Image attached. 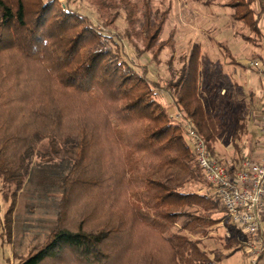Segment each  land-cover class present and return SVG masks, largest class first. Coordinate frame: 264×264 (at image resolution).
I'll return each mask as SVG.
<instances>
[{
  "label": "trees",
  "instance_id": "1",
  "mask_svg": "<svg viewBox=\"0 0 264 264\" xmlns=\"http://www.w3.org/2000/svg\"><path fill=\"white\" fill-rule=\"evenodd\" d=\"M69 1L0 0V180L13 188L4 225L11 236L17 197L28 183L54 199L56 215L47 242L17 264H212L202 239L225 220L238 230L220 200L185 190L193 183L211 188L187 125L211 154L226 128L199 91V44L180 69L168 64L162 85L150 80L148 66L127 61L122 41L161 65L163 52L175 46L174 33L162 40L171 8L153 11L142 0L137 12L131 2L94 0L102 12L125 10L127 28L113 35L105 30L114 28L119 10L98 26ZM223 6L264 38V0ZM135 37L147 46L140 50ZM163 92L180 118L169 113ZM243 126L233 135L237 148ZM230 242L229 254L213 261L244 253L243 236Z\"/></svg>",
  "mask_w": 264,
  "mask_h": 264
},
{
  "label": "rangeland",
  "instance_id": "2",
  "mask_svg": "<svg viewBox=\"0 0 264 264\" xmlns=\"http://www.w3.org/2000/svg\"><path fill=\"white\" fill-rule=\"evenodd\" d=\"M105 1L109 5L119 3L120 7L125 1L131 2L135 4L136 8H139L136 9L137 12L141 10L140 8L143 5V2H141L142 0ZM227 1L228 0H147V2L151 4L153 11L158 10L164 12L171 8L169 19L162 33V40H171V34L174 33V37L172 38L175 46L174 49L168 48L163 52L161 56L162 64L157 65L150 63L152 57L150 54L146 53V55L140 57L139 52L130 41L125 40L122 42L127 61L131 62L139 69H142L143 66H148L150 70V80L165 85L166 81L170 79L168 64L172 63L175 69H180L183 64V56H187L193 46L199 44L203 62L202 65H206L200 68V85L204 87L206 84L205 76L207 71L210 78L208 83L209 90L205 96V102L209 105L211 104L212 107H214L215 104L218 105L219 101L216 99V94L221 86L216 83V74L222 71V69L216 64L219 63V59L222 58L219 55L222 48L220 49V47L216 46V43L214 40H210V37L215 38L217 42H222L221 44L223 46H228L231 50L232 43L233 46L237 45L241 53L246 52L248 54L245 56L247 57L246 61L256 60L249 54L248 48L246 49L244 47L246 44L243 43L241 38L233 35L234 32H243L248 35L249 29L242 24L235 23L231 17V9L225 8L223 5L221 6L220 3ZM61 2L66 3L67 0H61ZM69 2L72 10L83 12L98 26L102 25V22H104L107 17V13L115 15L119 10V18L115 26H113L114 28H107V30H105L107 34L111 33L114 35L116 33H124L127 28L125 10L121 9L119 6H117V9L114 8L102 12L99 10L94 0H70ZM136 28L140 30L139 25L135 27V29ZM135 38L133 41L140 50L147 46V42L142 41L141 37ZM222 60L225 61V57ZM208 62H215L216 66L209 65ZM206 68H208V70ZM163 97L166 100L169 113L177 117L170 97L165 92H163ZM238 129L241 130L242 128ZM242 131L244 130L242 129L239 133ZM226 134L229 135L228 131ZM257 134L258 132L252 129L248 132V136L253 138ZM233 135H235V132L230 134V136ZM188 143L194 148L191 140L188 139ZM232 144L236 158L237 156L240 157L241 153H244L246 150L244 149L245 144L237 141V145L239 146V148H237L234 145V136L232 138ZM213 155H215V153ZM215 156L226 168L231 169L222 159L217 155ZM243 156L244 154H242L239 159L241 160L244 158ZM185 190L187 192H196L210 196L212 194V188H207L201 184H189L186 186ZM12 192L13 188L5 186L0 180V234L3 233V236L0 235V264H17L22 257L27 255L32 247L45 244L51 227L56 219L54 199L36 194L34 184L28 183L17 197L16 209L12 216L14 223L10 236L7 234L8 229L4 224L6 212L12 205ZM217 216H220V214ZM233 236L237 239H241L242 234L238 231L233 232L227 220H225L223 223L213 226L209 236L202 239L204 245L201 247L207 251V257L212 261V264H247L245 253L242 251H238L229 258H223L221 261H213V259H216L218 256L229 254L230 250L226 247L230 245V239Z\"/></svg>",
  "mask_w": 264,
  "mask_h": 264
},
{
  "label": "crops",
  "instance_id": "3",
  "mask_svg": "<svg viewBox=\"0 0 264 264\" xmlns=\"http://www.w3.org/2000/svg\"><path fill=\"white\" fill-rule=\"evenodd\" d=\"M225 3L226 2L220 4L222 6ZM255 9L256 11L259 9L258 2L255 4ZM242 25L245 26L244 24ZM233 35L241 38L243 43L246 44L244 47L246 49L248 48L247 50L249 51V54L262 63L261 70L250 69L246 64V62H248L246 61L247 57H245L248 54L246 52L241 53V51L238 50L239 47H237L235 44V46H233L232 43V50L228 46H225L226 51H228V53H230V55L235 60H237L236 63L240 64V66L236 65L235 63L230 64L228 59L226 60L228 57H226V53L224 51L225 48L219 52V55L222 58L219 59V63L216 65L220 66L222 71L216 74V83L221 86L219 87L218 93L216 94V99L219 101L218 105L215 104V106L212 107L211 104L209 105L207 102H205V96L209 90V81L204 85V87L201 86L199 91L202 94L205 104L211 109L213 113L219 114L226 123V128L224 131L225 135L223 134L221 138L214 144V153L227 165L232 167V169H237L244 159H239L242 154H244L243 157L258 159L264 149V140L259 130L260 117L264 108V38L261 39L260 36L254 34L250 29L248 35L244 34L243 32H234ZM243 35L249 37V40H247V38L245 39ZM210 40H215V38L210 37ZM224 57L225 61L222 60ZM202 64L203 62L201 58V67L206 66H203ZM208 64L216 66L215 62H208ZM206 69L208 70V68ZM205 77L209 78L208 71ZM242 123L244 124V126L241 127L244 128V135L241 136L239 141L240 143L243 142L245 144L244 149L246 150L244 153H241L240 157L237 156L236 158L232 144L233 136H230V134L234 133L237 126ZM250 129L258 132L254 138L248 136ZM227 131L229 135L226 134Z\"/></svg>",
  "mask_w": 264,
  "mask_h": 264
},
{
  "label": "built area",
  "instance_id": "4",
  "mask_svg": "<svg viewBox=\"0 0 264 264\" xmlns=\"http://www.w3.org/2000/svg\"><path fill=\"white\" fill-rule=\"evenodd\" d=\"M247 64L252 70L262 68L258 60ZM260 118L259 130L264 140V108ZM186 128L197 165L212 188L211 195L221 201L227 219L244 237L247 264H264V149L258 159L244 157L237 169L226 168L214 153L211 154L208 144L193 130L192 124Z\"/></svg>",
  "mask_w": 264,
  "mask_h": 264
}]
</instances>
